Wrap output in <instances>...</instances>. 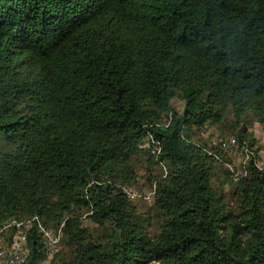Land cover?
I'll return each mask as SVG.
<instances>
[{"label": "trees", "instance_id": "1", "mask_svg": "<svg viewBox=\"0 0 264 264\" xmlns=\"http://www.w3.org/2000/svg\"><path fill=\"white\" fill-rule=\"evenodd\" d=\"M252 121L264 0H0V236L20 225L25 264H264Z\"/></svg>", "mask_w": 264, "mask_h": 264}, {"label": "built area", "instance_id": "2", "mask_svg": "<svg viewBox=\"0 0 264 264\" xmlns=\"http://www.w3.org/2000/svg\"><path fill=\"white\" fill-rule=\"evenodd\" d=\"M237 145V139L231 137L229 140H222L224 148L233 149ZM18 230L12 238V242L7 246L0 243V260L3 264H25L29 255L26 232L17 226ZM44 235L47 241L48 250H52L60 241V234L56 231L45 230Z\"/></svg>", "mask_w": 264, "mask_h": 264}, {"label": "rangeland", "instance_id": "3", "mask_svg": "<svg viewBox=\"0 0 264 264\" xmlns=\"http://www.w3.org/2000/svg\"><path fill=\"white\" fill-rule=\"evenodd\" d=\"M184 105L185 103L179 99H175L173 100V106L175 108V110L179 113H182L184 110ZM250 126H251V130L255 133V136L259 139L260 145L262 146V154L264 155V127L257 121H252L250 122ZM217 130V129H216ZM234 131L235 128L232 127L231 124L227 123V125L225 126V129L223 132L217 130L216 131V140H221L222 137H229L231 135H234ZM264 157V156H263ZM247 158V154L244 151H240L237 149V151L235 152V156H234V162L238 165L242 160ZM148 184L145 182V180H142L141 182H139V184L136 186V191L134 192V197H138L140 196V192H142V194L147 195L149 193V189H148ZM141 199V198H139ZM140 202L142 203L141 205H143L145 203L144 199H141ZM0 243L3 244L4 246H7V243H4V238L0 236ZM0 264H3V262L0 260ZM45 264H49V262L47 261ZM158 264V263H155Z\"/></svg>", "mask_w": 264, "mask_h": 264}]
</instances>
